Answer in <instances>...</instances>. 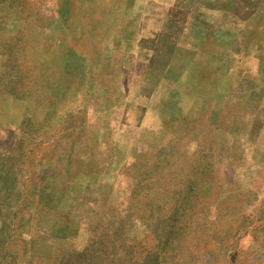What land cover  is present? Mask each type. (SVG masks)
<instances>
[{"label": "rangeland", "instance_id": "obj_1", "mask_svg": "<svg viewBox=\"0 0 264 264\" xmlns=\"http://www.w3.org/2000/svg\"><path fill=\"white\" fill-rule=\"evenodd\" d=\"M8 2L0 264H264V0Z\"/></svg>", "mask_w": 264, "mask_h": 264}, {"label": "crops", "instance_id": "obj_2", "mask_svg": "<svg viewBox=\"0 0 264 264\" xmlns=\"http://www.w3.org/2000/svg\"><path fill=\"white\" fill-rule=\"evenodd\" d=\"M2 1H4V0H2ZM5 1H9L8 3L10 4V1L12 2V4H14L13 3V0H5ZM0 2H1V0H0ZM60 3V2H59ZM8 8V6L6 7V9ZM2 19H0V21H1ZM11 20V18H9V19H6V20H4V21H6V22H8V21H10ZM13 20V19H12ZM35 20V19H34ZM36 24V22H33L32 24H30L29 25V28L31 27V28H33V27H38L37 25H35ZM28 25V24H27ZM33 26V27H32ZM27 27V26H26ZM36 38L38 37V36H35ZM37 41H39V40H37ZM36 43V42H35ZM261 62L263 63L264 62V58H261ZM258 73L259 74H261L262 75V77H264V66L263 67H261V68H259L258 69ZM258 85V84H257ZM256 85V86H257ZM260 123L261 124H264V119H261L260 120Z\"/></svg>", "mask_w": 264, "mask_h": 264}]
</instances>
